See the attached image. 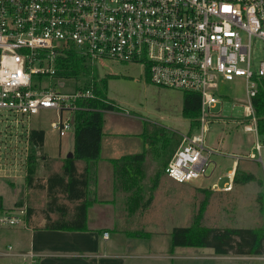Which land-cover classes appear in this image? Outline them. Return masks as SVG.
I'll use <instances>...</instances> for the list:
<instances>
[{"label":"built area","instance_id":"1","mask_svg":"<svg viewBox=\"0 0 264 264\" xmlns=\"http://www.w3.org/2000/svg\"><path fill=\"white\" fill-rule=\"evenodd\" d=\"M72 51L92 65H141L150 83L200 95L198 128L180 134L165 168L181 184L214 173L218 151L207 144V135L219 116L214 110L223 103L217 91L221 83L242 79L247 104L237 124L253 137L243 157L264 171V136L253 105L264 79V0H0V127L25 125L30 141L32 117L52 111L58 119L51 127L72 138L75 113L90 110L80 101L94 97L91 83L61 90L74 80L57 75L61 58ZM0 137L1 154L3 130ZM235 178L236 172L228 171L211 188L230 192ZM27 214L26 207L0 204V230L28 229ZM14 256L24 264H40L44 257L35 250L16 254L10 244L0 249V258ZM260 256L264 259V251Z\"/></svg>","mask_w":264,"mask_h":264},{"label":"rangeland","instance_id":"2","mask_svg":"<svg viewBox=\"0 0 264 264\" xmlns=\"http://www.w3.org/2000/svg\"><path fill=\"white\" fill-rule=\"evenodd\" d=\"M260 44L258 43L257 47ZM88 67L89 76L67 81L66 87L61 90L73 92L76 88L85 87L92 80L100 83L104 79L107 82V95L120 109L104 112V144L113 156L139 153L145 155L143 172L147 191L143 201L144 204L149 200L154 201L151 211L156 216H166V221L179 226H190L207 198L202 218V223L207 226L249 228L254 226L255 222L257 225H264L263 213L260 210L258 214L249 213L253 210L248 208L256 206L253 199L260 198L261 182L255 180L248 184H238L233 192L224 194L228 198H223L220 203L222 192L206 189L219 175H226L233 166V159L213 155V162L218 164L213 179H198L181 184L170 179L165 173V166L181 140L180 134L198 128V124H192L183 117V91L161 88L150 83L141 65L104 61L93 65L89 63ZM35 80H38V77H35ZM43 82L48 84L50 80L44 78ZM217 95L223 103H219L214 110L215 113L219 112V116L210 124L207 144L212 149L229 153L238 151L242 144L248 145L250 149L253 137L245 135L242 126H237V123H241L245 118L244 107L247 104L243 80L221 83ZM57 119V113L52 111L32 117L30 131H45V141L41 148L29 141L27 126L0 127V130L5 132L6 141L0 154L4 163L0 171V204L9 209L18 205L32 209V221L35 226H43L46 223L43 210L47 205V179L54 173L63 172L65 159L72 151L70 136L61 137L60 133L51 127V123ZM30 157H34L36 171L34 182L29 187L26 177ZM77 164L82 171L84 164ZM241 166H245L244 162ZM251 166L264 182L260 165L254 162ZM214 169L215 165L211 167V172ZM240 170L246 171L244 168ZM262 190L264 191V187ZM59 199L68 206L72 205L62 196ZM232 200H238L239 205L245 207L248 205L247 209H238L240 213L236 210L232 212ZM213 215L216 220L212 218ZM255 215L259 216L255 219ZM52 217L56 219L58 216L54 214ZM27 231L25 228L2 229L0 242L16 245L17 242L23 241ZM16 261L12 258H0V264H17L19 261Z\"/></svg>","mask_w":264,"mask_h":264},{"label":"crops","instance_id":"3","mask_svg":"<svg viewBox=\"0 0 264 264\" xmlns=\"http://www.w3.org/2000/svg\"><path fill=\"white\" fill-rule=\"evenodd\" d=\"M237 126L240 125L237 124ZM105 136L104 133L101 158L90 164L91 181L87 192V200L90 202L87 212L88 229L86 231H61L28 228L22 242L19 241L16 245L11 242L8 244L0 242V249L10 244L13 245L16 254L35 250L44 255L40 264H264V259L260 255H219L212 248H172L173 230L176 227L186 226L166 221L168 219L166 216H156L151 211L154 201L149 200L144 204V193L147 191L144 183V162H120L116 165L113 160L130 154L121 157L113 156L104 144ZM238 148V151L230 153L216 149L219 153L215 155L234 160L232 168L228 171H235L237 174V170L241 171L240 169L244 168L246 171L241 172L254 174L256 181L261 182L260 193L264 196L262 190L264 182L256 174L255 168H251L254 162L243 157L249 151L248 145L242 144ZM80 162L84 164L83 168L86 167L85 162ZM243 162L244 167L241 166ZM216 170L210 179L216 175ZM260 170L264 175L262 168ZM220 176L225 177L221 174L218 178ZM218 178L206 189H212L211 186L218 182ZM225 181L224 178L219 182L220 190L224 187ZM237 185L234 183V188L230 192L212 190L222 192L220 203L223 198H228L224 194L233 192ZM253 200L255 207H248V205L245 207L239 205L238 200H232L231 211L239 212L240 208L244 211L248 207L253 210L249 213L258 214L260 210L264 216V198ZM258 216L255 215V219ZM212 218L216 220L214 215ZM256 226L257 222L249 228ZM143 232L150 235L135 236ZM105 233L109 234L108 238L104 237ZM12 259L19 261H16L17 264L23 263L19 256H14Z\"/></svg>","mask_w":264,"mask_h":264},{"label":"trees","instance_id":"4","mask_svg":"<svg viewBox=\"0 0 264 264\" xmlns=\"http://www.w3.org/2000/svg\"><path fill=\"white\" fill-rule=\"evenodd\" d=\"M88 64L85 57L72 51L68 56L61 58L60 70L57 75L60 78L70 79L89 76ZM98 82L95 80L91 82L94 97L80 101L81 106L90 110L77 111L75 113L74 131L71 138L73 158L67 157L65 159L61 174L54 173L47 179L45 188L47 191V205L43 210L46 223L43 226L33 225L32 209H28L26 218L28 228L61 231H86L88 229L87 212L90 202L87 200V192L91 181L90 164L97 162L101 158L104 112H113L120 109L107 95V82L104 79L100 83ZM253 105L258 119L259 133L264 136V79L259 85L258 94L253 99ZM200 113V95L197 93H185L183 117L192 124H199ZM30 141L38 148L43 147L45 131L32 130ZM180 142L181 140L176 149ZM144 159L145 155L142 153L124 156L121 159L113 160V162L117 165L120 162H143ZM80 161L86 163V167L82 171L77 166V162ZM27 171V184L30 187L34 182L33 176L36 171L34 157L29 158ZM255 180L254 174L237 170L236 184H247ZM203 191L205 192L206 190L204 189ZM60 196L64 197L72 205L68 206L60 202ZM260 198H263V195H260ZM206 202L207 198L204 199L202 209L194 217L190 226L176 227L173 230L171 234L172 248H212L219 255L258 256L263 253V224L260 223L253 228L207 227L202 223ZM54 214L58 216L56 219L52 217ZM149 235L147 232L135 234V236L142 237Z\"/></svg>","mask_w":264,"mask_h":264},{"label":"water","instance_id":"5","mask_svg":"<svg viewBox=\"0 0 264 264\" xmlns=\"http://www.w3.org/2000/svg\"><path fill=\"white\" fill-rule=\"evenodd\" d=\"M68 158H73V152L72 151L69 153Z\"/></svg>","mask_w":264,"mask_h":264}]
</instances>
